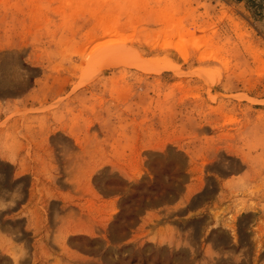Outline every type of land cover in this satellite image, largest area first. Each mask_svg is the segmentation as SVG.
Returning a JSON list of instances; mask_svg holds the SVG:
<instances>
[{"label":"rangeland","instance_id":"1","mask_svg":"<svg viewBox=\"0 0 264 264\" xmlns=\"http://www.w3.org/2000/svg\"><path fill=\"white\" fill-rule=\"evenodd\" d=\"M0 264H264V0H0Z\"/></svg>","mask_w":264,"mask_h":264}]
</instances>
